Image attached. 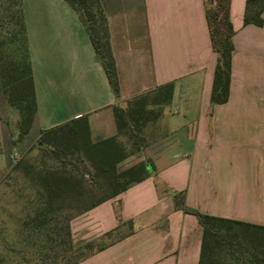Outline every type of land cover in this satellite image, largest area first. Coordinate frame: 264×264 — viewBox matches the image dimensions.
Listing matches in <instances>:
<instances>
[{"label":"crops","instance_id":"1","mask_svg":"<svg viewBox=\"0 0 264 264\" xmlns=\"http://www.w3.org/2000/svg\"><path fill=\"white\" fill-rule=\"evenodd\" d=\"M99 1L119 97L76 11L65 0H22L38 105L30 133L38 128V141L85 118L92 142H121L114 106L167 85L173 94L144 129L142 151L120 164L147 162L148 178L71 225L87 240L132 230L79 264H199L203 229L176 208V193L201 213L264 227V12L262 26L246 24L248 0H231L230 98L212 106L217 55L203 0Z\"/></svg>","mask_w":264,"mask_h":264},{"label":"trees","instance_id":"2","mask_svg":"<svg viewBox=\"0 0 264 264\" xmlns=\"http://www.w3.org/2000/svg\"><path fill=\"white\" fill-rule=\"evenodd\" d=\"M79 15L100 58L109 83L116 97L120 85L113 56L107 18L99 0H65ZM211 44L217 55L211 104L223 105L229 101L234 53V27L231 22V0H203ZM264 0H248L245 23L263 25ZM1 47L16 43L13 56L1 58L2 91L8 105L19 113L18 142L31 131L38 111L33 70L30 63L27 30L22 0H0ZM173 87L167 85L151 95H143L130 101L126 107L113 108L118 137H128L131 152L117 137L92 142L87 119L82 118L56 129L46 131L38 148L49 152L60 161L77 167L79 177L48 170L39 173L37 196L30 201L38 207L21 228L26 247L41 251L40 264H79L90 256L111 246L112 239L122 228L103 235L96 247L88 242L82 249L71 247V220L124 193L131 186L146 180L150 174L147 162H140L120 171V164L129 156L142 151L146 140L144 129L156 121L162 106L168 104ZM87 162L96 169L91 176ZM93 187L101 189L102 195H93ZM175 206L195 216L203 229L202 250L199 264H264V227L236 220L207 215L185 204L184 193H176ZM61 218V223L59 219ZM132 230V223H127ZM60 247L62 251L60 252ZM49 252L56 255L52 258ZM60 253L62 255H60ZM70 253V256H68ZM22 264H30L23 257Z\"/></svg>","mask_w":264,"mask_h":264},{"label":"rangeland","instance_id":"3","mask_svg":"<svg viewBox=\"0 0 264 264\" xmlns=\"http://www.w3.org/2000/svg\"><path fill=\"white\" fill-rule=\"evenodd\" d=\"M16 48V43L4 47H1L0 43V264H22L23 257L27 258L30 264H40L42 255L40 249L26 247L21 235V228L25 221L29 220L38 210L37 206L30 204L39 190L36 179L39 173L48 170H57L72 174L75 177H79L81 173L77 167L68 164V158L66 159V167H62L60 161L55 159L52 154L38 148L42 143L41 140L37 141L38 128L32 130L24 141L18 142L20 117L19 113L7 103L2 91L1 74V58L5 60L10 58L16 52ZM168 108L167 105L165 109ZM120 141L128 153L131 152V143L128 137H122ZM32 145L33 148L27 152V148ZM87 165L92 173L91 176L96 175L94 166L90 165L89 162ZM128 167L119 166L120 171ZM92 189L95 198L102 195L101 189L97 187ZM84 214L74 217L70 222L71 247L73 250L82 249L88 242L95 241L94 250H96L101 237L94 240L81 239L80 236H76L72 232V222ZM59 223H61V218ZM120 228L123 230L119 231L118 234H113L112 239L102 237L103 243H109L118 238L119 235L130 231L127 223L121 225ZM49 254L52 258L56 255L54 252H49ZM60 255L62 254L60 253Z\"/></svg>","mask_w":264,"mask_h":264}]
</instances>
